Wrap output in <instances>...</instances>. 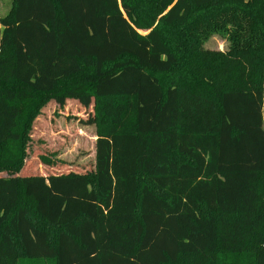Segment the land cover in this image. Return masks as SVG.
Segmentation results:
<instances>
[{
  "label": "trees",
  "instance_id": "1",
  "mask_svg": "<svg viewBox=\"0 0 264 264\" xmlns=\"http://www.w3.org/2000/svg\"><path fill=\"white\" fill-rule=\"evenodd\" d=\"M12 3L0 264H264V0ZM69 101L100 124L95 170L52 153L28 174L36 121Z\"/></svg>",
  "mask_w": 264,
  "mask_h": 264
},
{
  "label": "rangeland",
  "instance_id": "2",
  "mask_svg": "<svg viewBox=\"0 0 264 264\" xmlns=\"http://www.w3.org/2000/svg\"><path fill=\"white\" fill-rule=\"evenodd\" d=\"M12 6V0H0V18L5 17ZM209 34L205 43L207 50L227 51L230 45L229 35L225 36L216 31H210ZM63 87L64 84L60 89ZM89 112L91 111L74 101H69L63 109H56L55 104L51 103L43 110L42 116L35 123L33 141L25 164L28 174H49L38 157L41 154L51 156L52 153L56 154L58 164L51 172L95 170L97 130L100 124L97 121L92 125L85 123ZM196 260L192 258L190 262Z\"/></svg>",
  "mask_w": 264,
  "mask_h": 264
},
{
  "label": "crops",
  "instance_id": "3",
  "mask_svg": "<svg viewBox=\"0 0 264 264\" xmlns=\"http://www.w3.org/2000/svg\"><path fill=\"white\" fill-rule=\"evenodd\" d=\"M263 121H264V107H263Z\"/></svg>",
  "mask_w": 264,
  "mask_h": 264
}]
</instances>
